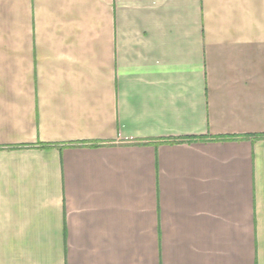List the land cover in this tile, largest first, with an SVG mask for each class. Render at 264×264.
<instances>
[{
    "label": "crops",
    "instance_id": "obj_1",
    "mask_svg": "<svg viewBox=\"0 0 264 264\" xmlns=\"http://www.w3.org/2000/svg\"><path fill=\"white\" fill-rule=\"evenodd\" d=\"M0 264H264V0H0Z\"/></svg>",
    "mask_w": 264,
    "mask_h": 264
}]
</instances>
